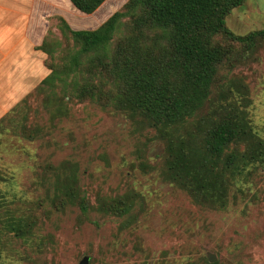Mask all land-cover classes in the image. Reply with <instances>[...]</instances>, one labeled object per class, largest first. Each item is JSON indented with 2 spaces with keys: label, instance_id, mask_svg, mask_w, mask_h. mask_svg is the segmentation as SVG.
<instances>
[{
  "label": "rangeland",
  "instance_id": "1",
  "mask_svg": "<svg viewBox=\"0 0 264 264\" xmlns=\"http://www.w3.org/2000/svg\"><path fill=\"white\" fill-rule=\"evenodd\" d=\"M251 1L233 8L225 19L235 34L264 29V14L251 13ZM256 1L264 8L263 0ZM126 2L105 0L91 18L69 13L64 19L73 29H94ZM59 25L60 19L53 17L45 36L51 50L47 66L62 65L74 49ZM125 32L120 26L112 44ZM215 40L232 53L219 68L210 98L215 100L229 81L241 83L252 130L264 139V38L247 53L223 36ZM37 88L14 115L27 133L38 131L36 137L30 140L10 130L0 134V218L27 220L32 229L21 238L0 222V264H78L84 256L87 264H264V167L245 172L225 208L196 205L184 191L161 180L164 143L139 118L89 99L63 94L62 101L58 88L53 93L60 108L52 116L46 108L53 111L55 106L54 99L47 102L49 86ZM207 111L205 105L199 115ZM66 163L75 166L74 174ZM52 167L61 168L65 178L75 175L90 205L87 212L76 205L60 209L51 204ZM119 195L134 201L129 213L96 210L98 200ZM209 254L215 261L208 260Z\"/></svg>",
  "mask_w": 264,
  "mask_h": 264
},
{
  "label": "trees",
  "instance_id": "2",
  "mask_svg": "<svg viewBox=\"0 0 264 264\" xmlns=\"http://www.w3.org/2000/svg\"><path fill=\"white\" fill-rule=\"evenodd\" d=\"M244 1L127 0L94 29H73L60 17V31L72 40L74 49L62 65L47 66L51 50L43 39L37 48L46 53L44 65L49 73L37 90L49 86L47 102L54 99L55 106L53 111L49 105L46 108L52 116L59 112L55 95L59 92L62 101L65 94L79 101L89 99L104 108L111 105L131 119L139 118L164 143L161 180L184 191L196 205L223 209L245 172L264 167V139L252 130L243 85L229 81L215 100L210 98L219 68L232 53L216 37L242 45L243 53L264 38V29L239 35L226 25L231 10ZM70 2L77 11L90 14L104 0ZM120 26L126 32L112 44ZM55 88L58 91L53 93ZM28 94L0 118V134L10 130L30 140L36 137L38 131L27 133L14 118ZM205 105L207 113L199 115ZM66 164L74 174L75 166ZM52 168L51 204L60 209L76 205L87 212L90 205L80 194L75 175L65 178L61 168ZM2 198L0 191L1 208ZM133 204L128 195H119L98 200L96 210L123 216ZM0 222L17 237L32 233L27 220L9 217Z\"/></svg>",
  "mask_w": 264,
  "mask_h": 264
},
{
  "label": "crops",
  "instance_id": "3",
  "mask_svg": "<svg viewBox=\"0 0 264 264\" xmlns=\"http://www.w3.org/2000/svg\"><path fill=\"white\" fill-rule=\"evenodd\" d=\"M38 1L40 4L37 0H0V118L49 73L44 65L46 53L37 46L45 38L53 17L67 20L66 15L72 13L85 20L104 3L94 12L83 14L71 11L76 9L70 0ZM248 9L256 15L264 14L256 0L250 2Z\"/></svg>",
  "mask_w": 264,
  "mask_h": 264
},
{
  "label": "water",
  "instance_id": "4",
  "mask_svg": "<svg viewBox=\"0 0 264 264\" xmlns=\"http://www.w3.org/2000/svg\"><path fill=\"white\" fill-rule=\"evenodd\" d=\"M208 260H209L210 262H213V261H215V257H214L213 255L209 254V255H208ZM87 263H88V257H87V256H84V257L79 261L78 264H87Z\"/></svg>",
  "mask_w": 264,
  "mask_h": 264
}]
</instances>
